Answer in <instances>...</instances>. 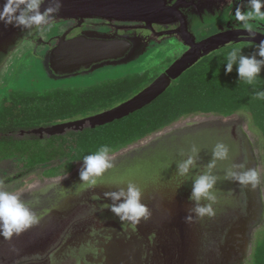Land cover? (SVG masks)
<instances>
[{
	"label": "rangeland",
	"instance_id": "1",
	"mask_svg": "<svg viewBox=\"0 0 264 264\" xmlns=\"http://www.w3.org/2000/svg\"><path fill=\"white\" fill-rule=\"evenodd\" d=\"M201 8L203 7L199 5L197 8L182 12L187 16L189 33L197 42L219 33L244 30L240 22L235 20V12L237 8L242 12L247 10V0H228L227 4L223 2L219 8L203 10ZM253 23L256 22L253 21ZM178 27L173 24L165 26L164 30H177ZM173 32L169 33L171 34L169 38L163 39L159 44H155L156 42L148 46L139 44L127 57L109 59L100 66L74 73L55 71L56 67L53 65L50 51L43 47L48 35L41 34L35 45L27 42L12 45L0 63V125L8 124L16 115L19 116L15 122L17 126L55 125L83 119L118 106L148 87L189 51L184 43L172 36ZM255 32L264 36V23H260ZM231 45L243 46L245 55L258 52V47L254 44ZM227 46L221 47L202 59L190 72L183 74L172 83L171 86L177 93L171 98H166V101L175 105L182 103L185 105L182 107L184 110L191 107L194 110L193 113L181 116L170 125L146 134L135 142L118 149L112 153V156L115 159L119 158L125 150L148 141L156 134L183 126L191 120L200 119L207 122L200 127L221 130L228 136L229 148L241 153L236 163H243V131L248 133L250 157L254 160L253 168L258 169L262 177L261 184L255 189L251 187V190L255 196L262 195V200H258L257 206L249 207L247 205L249 201L246 199L248 195L244 186L232 183L233 185L230 186L232 204H229L230 206L222 204L219 208L213 209L214 215H206L199 220V233L196 234L195 239L193 238L195 244L192 246L195 251L193 264H264V252L261 253L257 245V232L260 226L256 221L246 227L248 229L247 242L238 243L231 249L238 250L239 253L228 257L229 254L226 252L221 253L223 248L216 247L221 234L227 228L228 234H236L232 226L237 219L244 217L245 214L248 215V212L253 211L254 213L255 207L259 208L262 204L264 206V100L255 98L256 92L264 91V71L254 86L239 81L235 66L232 73L226 74L224 56L229 51ZM257 58L260 59L259 56ZM211 71L218 72L221 79L217 78L207 82L208 88L209 86L215 88L209 92V97H200V93L204 91H186L190 83L193 85L197 83L199 75ZM223 99L230 104L232 113L224 114L218 111L223 108L221 105ZM72 109L74 112L71 113ZM47 142L48 138H43L38 144L43 146ZM31 146L34 150L36 144L33 143ZM22 150L29 152L31 148H22ZM17 158L1 154L0 188L16 193L22 192L19 195L24 197L30 196L31 186L45 180L61 178L66 174L68 176L83 163L82 160L71 163L65 158H57L39 165L35 172L25 175L23 172L27 170L26 162ZM76 180V177L68 180L67 187L72 186ZM259 187L262 189V194L259 192ZM80 193L81 191L74 196L77 200L73 201V208L82 209L70 219H78L79 222L83 220L87 224L101 214L97 217L93 215L96 210H92L90 206L89 200L92 197L90 192L84 194L89 199L86 200L85 197L87 202L85 201L84 207H81ZM244 202L246 205H243ZM45 209L41 206L34 211L40 222L41 215L39 214L44 213ZM73 213H71L72 216ZM51 215H53L52 221L55 226L53 231V238H55L60 228V226L57 227L60 217L56 212H52ZM60 223H63L62 226L65 225V221ZM242 246L246 247V253H241ZM167 253L168 258L172 260L171 263L179 258L178 249L167 250Z\"/></svg>",
	"mask_w": 264,
	"mask_h": 264
},
{
	"label": "flooded vegetation",
	"instance_id": "2",
	"mask_svg": "<svg viewBox=\"0 0 264 264\" xmlns=\"http://www.w3.org/2000/svg\"><path fill=\"white\" fill-rule=\"evenodd\" d=\"M223 2L227 4L228 0H165V8L172 11L162 19L163 24L152 23L147 25L143 22L81 14L75 9L76 7L72 0H60V9L53 14L54 20L51 22V27L43 26V31H38L35 26L31 29H22L21 27L6 25L4 22H0V63L12 45L21 42L35 45L41 34L48 35L47 40L44 41L43 47L50 51L53 65L58 71H60V66H62L61 64L63 63L60 62L61 54H56L57 50L59 51L61 49L60 52H64L69 42L80 39L104 42L125 41L128 43V46L126 53L122 56L123 58L130 55L133 49L139 44L144 46H148V44L151 45L152 42L159 44L163 39L169 38L171 36L169 33L174 31L172 36L177 37L180 42L185 44L188 48L187 50H189L190 47L184 40V36L195 43L200 42H197L189 33L187 16L182 12L191 8H197L199 5L203 7L201 8L202 10L208 8L213 9L214 7L219 8ZM5 3L6 0H0V10L3 9ZM50 6H54V0H45L41 6V11ZM173 24L179 26L177 29L178 31L175 29L164 30L165 26ZM102 64L103 62L95 64L91 68ZM81 70L88 69L81 68L77 72ZM12 120L13 118L8 124H10ZM40 127L47 126L43 125ZM23 131L29 130L20 129L16 133L10 132L9 135H14L16 137L29 136H22L21 133ZM248 201L250 202L251 200L248 199ZM48 205L49 204H45L43 207L46 208ZM81 207H84V204H81ZM36 209L37 208L32 210L35 211ZM81 209L82 208H77V210H75V208H73L70 210V213L66 212L64 215L58 213L57 216L60 217L59 221H65V225L62 226L63 223H57V227L60 226V228L55 234V238H53L55 226L52 221L53 215H51L52 212L55 211L53 208L51 212H48V214L50 213L49 215L47 214L48 216L45 215L40 218L41 222L38 220L37 223L23 233L14 235L10 239L0 235V264H138L137 260L139 257L133 254V239L126 235L125 230L119 224L114 221L118 225L117 227L107 228L103 226V224L108 221L106 219L108 215L97 210L93 215L96 217L100 214L101 215L95 219L96 221L91 219V221L86 224L83 220L81 223L78 219H70L74 218V216H76L75 213L79 210L81 211ZM71 211L74 212L73 216L71 215ZM256 211L259 215V218L257 219L261 218V221H258L260 228L257 232V245L262 253L264 252L263 204L259 206ZM261 215L263 216L261 217ZM43 225L44 231L40 232ZM86 227L87 229H84ZM92 227H97L104 233L103 235L98 236V241L96 242H93L92 239H90V237H92V232L90 230L93 229ZM75 230L86 231L85 235L82 236L81 241L77 243V250L72 251L63 260H53V255L63 247L68 236ZM143 235L147 240L143 243L145 251L142 264H179L177 260L173 263L170 261L169 263V258L168 262H166V255H168V253L165 249L166 245L163 242V234H159V241L154 245L150 242V235L148 233L146 234V232H143ZM84 256H86L87 259L86 263L83 260ZM190 258L194 263L195 258L193 256V251L191 252Z\"/></svg>",
	"mask_w": 264,
	"mask_h": 264
},
{
	"label": "bare ground",
	"instance_id": "3",
	"mask_svg": "<svg viewBox=\"0 0 264 264\" xmlns=\"http://www.w3.org/2000/svg\"><path fill=\"white\" fill-rule=\"evenodd\" d=\"M188 123H199L202 124V126L206 124L200 119L191 120ZM166 133L167 135H164ZM166 133L161 135L157 134L154 136V138L151 140L154 141L155 139L156 142L153 144V142L150 141V145L140 150L141 152L138 153L134 159L131 158L129 161L124 159L120 162V165H115L114 163V167L104 175L100 183V186L103 189L109 191L118 190L117 187H126L127 182H132L142 189L143 203L150 209L151 212L149 219L142 220L136 229L133 230L131 227L126 225L122 226L119 219L113 214H110L107 217L119 224L125 230L126 235L133 239V254L139 257V259L136 258L138 259V264L143 263L145 251L143 243L147 240L143 235V232H146V234L148 233L150 235L149 240L153 245L159 241L160 232L163 234L162 237L164 241L169 240L167 234L171 230L174 231V238L179 241L181 240L180 227L182 224L180 225L179 218L182 216L185 219V217L189 215V209L195 207L194 203L189 200L192 189V180L198 175L207 171L206 166L212 160V149L217 143H223L229 148V138L221 130L219 131L216 129L214 130L199 127L189 132L179 130L174 132L175 135L172 134L168 136L170 133L169 131ZM247 137L250 138L249 134L243 131V163H245L248 168H253L254 160H252L250 157L251 150ZM145 142L140 143V145L144 144ZM193 145H196L201 149L200 155L197 158V166L191 170L188 176H181L177 171L176 164L187 158V155L190 154V149ZM133 149L134 147L130 150L132 151ZM239 153V151H232L229 148V159L226 161H218L216 163V167L212 169V174L218 177V182L215 189L217 200L216 203L213 204V209L219 208L222 204H232L231 200L233 197L229 196L230 186L236 182L226 180L224 179V176L226 170L232 164L236 163L237 158H239ZM114 159L115 158H113V160ZM81 166L82 165L79 166V170ZM68 178L69 176L62 180L61 178H56L35 184L31 186L30 196H21V198L31 209L41 206L43 207V205L49 204L44 210V213L39 214L41 215L39 219L47 215L48 212H51L52 207L55 209V211L57 210L56 212L64 215L66 212H70V210L73 209V198L75 195H77V193L80 192L78 191L79 179H77L72 186L69 185L67 187V184L65 185L64 182H66ZM122 181L124 183H121ZM245 189L248 195L247 197L251 200L247 205L249 207L257 206L258 200L263 196H255V194L252 193V188L250 185L245 186ZM259 192L262 194L261 188L259 189ZM21 193L22 192L18 194ZM98 197L99 199L95 200H100L101 196ZM202 203L207 204L209 202L203 201ZM102 204L106 203L101 202V205ZM254 209V213L253 211L252 213L248 212V215L245 214V216L241 219H237V222L232 226L233 231L236 232V234H228V228L221 234L219 242L216 246L223 248L221 253L226 252V254H229L228 257L234 253H239L238 250L231 249L234 248L238 243L247 242L248 229L246 227H249L247 226L248 224L250 225L251 222L259 218V215L256 211L257 207ZM263 215H261V217ZM201 218L202 217L193 215L192 220L187 221L191 227V235L193 231L192 226L194 227V239L196 234L199 233L198 223ZM256 221H261V218L257 219ZM92 228L93 229H90L92 232V237H90V239H92L93 242H96L98 241V236H101L104 233L97 227ZM43 231L44 225L40 232ZM85 232L86 231L83 230L73 231L66 239L63 247L53 255V260H63L72 251L77 250V243L81 241V238L83 235H85ZM237 233L239 235H237ZM194 245L195 244H193V246ZM190 246L192 245L190 244ZM192 251L194 254V247H192L191 252ZM241 253H246V247H241ZM83 260L85 263L87 262L86 256L83 257Z\"/></svg>",
	"mask_w": 264,
	"mask_h": 264
},
{
	"label": "clouds",
	"instance_id": "4",
	"mask_svg": "<svg viewBox=\"0 0 264 264\" xmlns=\"http://www.w3.org/2000/svg\"><path fill=\"white\" fill-rule=\"evenodd\" d=\"M44 2L45 0H6L3 9L0 10V22L22 29H31L35 26L38 31H43V26L51 27V22L54 20L53 14L60 9V0H54V6L41 11ZM247 3V10L242 12L237 8L235 20L240 22L248 34L255 35L259 24L264 23V0H247ZM227 47L229 51L224 56L225 73H232L235 66L239 81L254 86L264 71V40L257 45L258 52L252 55H245L241 45L229 44ZM255 98L264 100V91L256 92ZM200 152L201 149L196 145L191 147L187 158L176 164L179 175L190 174L191 170L197 166ZM112 153L113 149L104 144L93 153L83 156V163L79 170L78 191L95 189L100 185L104 175L114 167ZM228 159L229 148L223 143H217L212 149V160L206 166L207 171L192 180L189 200L195 207L189 209V215L185 217L186 221H191L193 215L199 217L214 215L213 204L217 200L215 189L218 177L212 174V169L216 167L218 161ZM66 175L62 176L61 180L66 178ZM224 179L242 186L250 185L253 189L262 182L260 171L256 168H248L245 163L232 164L226 170ZM117 189L105 192V198L111 202L103 204L102 209L110 210L122 226L126 225L135 230L142 220H147L151 216L150 209L143 203L142 189L132 182H127L126 187H117ZM93 199H99V197L94 196ZM203 201L209 203L204 204ZM37 221L35 212L18 193L0 188V235L10 239L31 228Z\"/></svg>",
	"mask_w": 264,
	"mask_h": 264
},
{
	"label": "water",
	"instance_id": "5",
	"mask_svg": "<svg viewBox=\"0 0 264 264\" xmlns=\"http://www.w3.org/2000/svg\"><path fill=\"white\" fill-rule=\"evenodd\" d=\"M72 1L74 3V6L76 7L75 9H77L81 14L95 15L99 17L114 18L119 20H131V21L143 22L147 25H150L152 23L163 24L162 19H164L172 11L165 8L164 6L165 0H72ZM183 38L186 41L187 45L190 47L189 51L186 52L177 62H175L170 68H168L148 87L140 91L137 95H135L131 99L119 104L114 108H111L104 112L83 119L63 122L47 127H39L29 131H23L21 135L38 136L41 139L45 137L51 138L56 136H64L65 134L71 131L82 132L86 129H96L98 127H103L112 124L116 121H120L138 111H141L145 107L151 105L153 102H155L158 98H160L163 94L166 93V91L171 87L174 81L178 80L183 74H185L188 70L193 68L201 59L207 57L208 55L217 51L221 47H225L232 43L233 44L251 43L258 45L260 41L264 40V36L262 34L255 32V35H250L245 30H231L224 33H219L206 40L201 41L200 43H195L191 40H188V38H186L185 36ZM127 46L128 43L125 41H116V42L98 41V42L88 43L83 40H76L69 42L64 52H60L61 51L60 49L59 51L57 50L56 53L57 55H59V53L61 54L60 62H62L63 64H61L62 66H60L61 68L60 71L63 73H74L80 70L81 68L90 69L93 65L105 62L109 59L121 58L126 53ZM56 69L55 71L57 72L58 70ZM201 125L202 124L199 123H186L181 127L179 126L180 128L177 127L173 129H168L165 132L159 133V135L164 134L168 131L170 132L168 136L172 134L175 135L174 132H177L179 130L189 132L193 129L199 128ZM164 135H167V133ZM154 136L150 138V140L146 141L144 144L134 147L132 151L130 150L131 148L125 150L123 154H121L122 156L120 155L121 157L113 160L115 165H120V162L123 161L124 159H126L127 161H129L131 158L134 159L135 156L141 152L140 150L150 145V141H152L153 144L154 142H156L155 139L154 141L151 140L154 138ZM230 149L232 150L233 148ZM78 170L79 168H77L72 174L68 175L69 176L68 180L74 177L79 179ZM68 180L64 182L65 185L67 184ZM245 191H243L244 192L243 194L246 196ZM87 192H90L92 196L90 197L91 199L89 200L92 210L100 211L101 213H104L106 215L112 214L110 210L102 209L103 204L101 205V202L104 203L111 202L107 200L104 196L105 192H109V190H105L99 185L95 189L81 191L80 193L81 200L79 201H81L82 204H84L85 201L89 199V197L87 198V196H85ZM94 196H101L100 200L93 199ZM229 196H232V190H230ZM246 199L249 198L246 196ZM73 200H75V198H73ZM243 205H246V203L244 202ZM56 213L58 214V212ZM106 219L108 221H106V223L103 224V226L107 228L118 226L114 222V220L109 219L107 217ZM179 219H180V225L182 224L180 227L181 240L180 241L176 240L173 234L174 231L171 230L167 234L169 240L166 241L163 240V242L166 245L165 249L166 250L178 249L179 258L177 259V262L179 264H193L190 257H191L192 246L194 244V240H193L194 227L192 226L193 231L191 235V227L189 223L182 216H180ZM190 244L192 246H190ZM168 256L169 255H166L167 258V259L165 258L166 262H168ZM170 261L172 260L169 259V263Z\"/></svg>",
	"mask_w": 264,
	"mask_h": 264
},
{
	"label": "trees",
	"instance_id": "6",
	"mask_svg": "<svg viewBox=\"0 0 264 264\" xmlns=\"http://www.w3.org/2000/svg\"><path fill=\"white\" fill-rule=\"evenodd\" d=\"M193 68L188 71L190 72ZM220 77V74L218 72L214 73V71L201 74L197 79V83L195 85L190 83L186 91H204L200 93V97H209V92L215 90V88H211V86L208 88L207 82ZM175 93H177V91L171 86L165 94L151 105L125 119L96 129H86L82 132L71 131L64 136L45 137L48 138V142L43 146L38 144L43 140L38 136L16 137L14 135H9L10 132L16 133L20 129L30 130L40 127L39 125L30 127L17 126L15 122L16 118L19 116L16 115L10 124L0 126V156L3 154L4 156L12 158L19 157L20 159H17L25 161L27 170L23 172V174L26 175L35 172L39 165L49 161L51 162L57 158H65L70 160V162L81 161L83 156L93 153L99 146L104 144L109 145L114 153L118 149L135 142L146 134L170 125L179 117L193 113L194 110L191 107L184 110L182 107H185V105H182V103H177V105H175L174 103H168L166 101V98H171ZM164 100L166 102H164ZM222 102L221 105L223 108L218 109V111L224 114L232 113L233 110L230 104H228V101L223 99ZM158 104L165 105L159 106ZM70 112L72 113L74 110L72 109ZM33 143L36 144L34 150L31 146ZM66 143L68 144L66 145ZM22 148H31V150L29 152H23Z\"/></svg>",
	"mask_w": 264,
	"mask_h": 264
},
{
	"label": "crops",
	"instance_id": "7",
	"mask_svg": "<svg viewBox=\"0 0 264 264\" xmlns=\"http://www.w3.org/2000/svg\"><path fill=\"white\" fill-rule=\"evenodd\" d=\"M80 40H83V41H86V42H88V43H93V42H98V41H92V40H89V39H80Z\"/></svg>",
	"mask_w": 264,
	"mask_h": 264
}]
</instances>
